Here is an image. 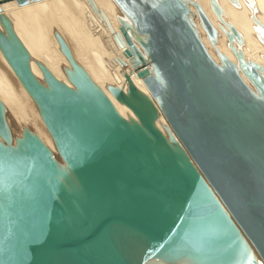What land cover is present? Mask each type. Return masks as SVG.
Wrapping results in <instances>:
<instances>
[{"label":"water","instance_id":"95a60500","mask_svg":"<svg viewBox=\"0 0 264 264\" xmlns=\"http://www.w3.org/2000/svg\"><path fill=\"white\" fill-rule=\"evenodd\" d=\"M114 1L128 18L118 41L145 67L149 94L128 74L126 91L107 90L136 118L117 111L58 32L72 86L36 61L39 80L0 7V51L58 154L27 127L13 139L0 100V264H264V66L232 45L237 62L217 51V63L189 4L211 44L217 30L196 1Z\"/></svg>","mask_w":264,"mask_h":264},{"label":"bare ground","instance_id":"6f19581e","mask_svg":"<svg viewBox=\"0 0 264 264\" xmlns=\"http://www.w3.org/2000/svg\"><path fill=\"white\" fill-rule=\"evenodd\" d=\"M189 1L200 4L217 30V41L211 44L195 8L189 4L198 35L209 55L217 63H219L217 51L237 62L230 48L232 45L236 50H241L246 60L264 66V0H215L221 8L219 16L212 10L211 0ZM0 7L28 50L31 56V70L39 80L43 82L36 61L43 63L57 79L72 86L64 72V68L70 65L54 35L58 32L68 45L75 61L107 94L117 111L125 118H136L129 108L119 103L107 90L108 85H115L126 91L128 83L124 74H128L137 88L149 94L142 78L138 77V71L145 67H135L131 57L126 54L127 45H120L118 41V35L123 38L119 19L128 18L114 0H38L25 5H18L15 0H1ZM229 25L238 32L241 42L228 40L225 31H230ZM133 42L143 53L138 40L133 39ZM121 60L125 63L123 64ZM0 100L5 107V120L13 139L15 136H21L23 128L27 127L39 136L58 159L56 148L41 120L35 102L1 51ZM155 123L166 133L165 127L168 124L161 113ZM145 264L165 263L150 260Z\"/></svg>","mask_w":264,"mask_h":264},{"label":"snow or ice","instance_id":"6c2138e0","mask_svg":"<svg viewBox=\"0 0 264 264\" xmlns=\"http://www.w3.org/2000/svg\"><path fill=\"white\" fill-rule=\"evenodd\" d=\"M151 8L152 9H157L161 13H164L166 11V6L164 4H162V3H152L151 4Z\"/></svg>","mask_w":264,"mask_h":264}]
</instances>
